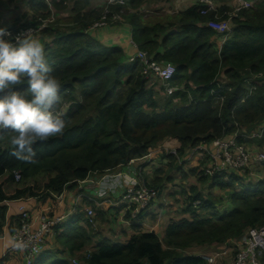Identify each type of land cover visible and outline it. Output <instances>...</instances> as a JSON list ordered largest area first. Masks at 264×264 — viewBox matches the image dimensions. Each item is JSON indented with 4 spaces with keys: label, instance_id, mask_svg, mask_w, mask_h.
Returning a JSON list of instances; mask_svg holds the SVG:
<instances>
[{
    "label": "trees",
    "instance_id": "16d2710c",
    "mask_svg": "<svg viewBox=\"0 0 264 264\" xmlns=\"http://www.w3.org/2000/svg\"><path fill=\"white\" fill-rule=\"evenodd\" d=\"M15 1L8 0V4ZM160 1L167 0H129L136 12L126 20L140 49L154 60L175 65L169 81L174 91L169 95L161 82L151 83L141 75L138 61L126 63L120 47L104 46L86 33L100 16L90 0H52L54 14L37 0L24 2L29 13L23 15L9 9L0 12L5 22L0 27L7 25L10 30L47 23L38 34L51 74L60 82L61 100L54 115L66 122L62 134L35 143L37 162L33 164L10 155L11 136L6 132L0 139V177L13 182L15 170L25 181L44 174L47 194H60L87 177L143 158L162 142H169L174 151L166 155L165 169L157 170L164 176H155L149 184L147 177L143 179L159 194L164 189L161 182L173 183L178 178L190 219L170 221L163 241L155 233L132 226L136 232L126 242L101 240L82 264H164L170 258L171 264H206L199 256H184L175 250L222 244L264 225V180L237 190L234 185L241 180L237 175L215 171L208 176L203 161L185 169L183 159L188 149L212 145L218 138L227 140L237 128L264 120V0L231 19V30L219 51L211 41L215 33L204 26L212 14L200 16L198 6L192 5L178 11L166 25L155 15L144 18L139 9ZM59 12L69 15L60 17ZM169 27L176 29L165 34ZM156 47L164 52L153 54ZM26 87L16 86L20 91ZM240 140L237 138L238 143ZM209 159L207 156L208 163ZM190 176L196 184L185 188L183 183ZM214 189L232 190L229 211L219 209ZM37 195L28 185L7 195L0 183V231L7 211L5 202ZM64 225L54 229L57 242L69 244L83 236L78 220L60 231ZM83 244H75L74 250ZM42 253L33 264H69ZM259 259L264 264V252Z\"/></svg>",
    "mask_w": 264,
    "mask_h": 264
},
{
    "label": "crops",
    "instance_id": "0c3cea01",
    "mask_svg": "<svg viewBox=\"0 0 264 264\" xmlns=\"http://www.w3.org/2000/svg\"><path fill=\"white\" fill-rule=\"evenodd\" d=\"M214 1L221 12L228 9L231 10L235 4V0ZM248 1L251 3V6H253L252 4L259 2L260 0ZM90 5L93 8L92 0H90ZM192 5H194L192 0L160 1L152 4V7L154 8L144 14V18H151L155 15L156 20L166 25L171 22V18L176 15L178 11ZM59 14L60 17H66L69 15L68 12H59ZM173 29V27H169L165 34L173 32L176 28ZM87 33L92 38L97 39L104 46L120 47L124 52L126 63H128V58L132 57L136 51L140 49L139 44L132 37L131 27L128 23H115L107 25L106 27L90 28L87 30ZM162 37L163 36H161L158 41H160ZM211 41L214 44L215 49L219 51L225 42V38L215 34L212 36ZM158 47L153 50V54H162L164 52L162 47ZM249 78L252 77L250 76ZM263 124L264 120L249 122L245 124V126L237 128L229 136V138H240V143L244 145L252 156L249 164V171H251L250 175L248 172L244 177H240L236 171H230L231 174H235L241 179L240 182H236L234 185V188L237 190H239L242 185H253L258 181L264 180V167L257 163L255 159L258 154H264V136L260 138L254 136L257 129L260 130L263 127ZM159 146L171 148L172 145L169 142H162L160 145L158 144L155 149L150 151V156L148 154L145 158L131 160L129 163L119 166L102 175L94 174L90 176L92 181L83 185L81 188L76 185L75 187L64 189L57 195L51 193L47 194L44 190L43 186L46 180L39 184L36 182L38 175L32 177L23 185L33 187V191L38 195L6 202V219L9 220L11 217L16 216L18 208L24 206L25 210L30 213L45 210L51 216L63 215L65 225L63 224L64 227L60 231L67 229L70 222L78 220V226L81 227L83 236L75 237L76 240L69 244H67L68 242L61 244L56 241V236L51 233V235L47 237L43 249V253H48V255L52 256L54 260H65L69 264H71V260H75L77 264H82V259H85V255H88L93 250L95 244L101 240L121 243L126 242L128 238L136 232L132 226H140V231L155 233L159 240L163 241L164 232L170 221H179L184 218L190 219L189 214L185 211L186 198L183 194H180L181 182L178 181V178H176L173 183L165 181L161 182V184L163 183L162 185L164 189H162L156 197L161 198L160 202L155 199L139 220H130L124 210L123 204L119 200L121 191L127 186V176H136L138 173H141L144 179H146V177L148 178L146 182L149 184L151 180L156 178V175L150 174L151 170H149L147 175H143L145 166L149 165V167H151V165L154 164L152 162L157 158L158 160H162L159 164H165L164 166H166L168 163L166 155L168 153H158ZM199 146H203L204 150L197 149ZM215 152L216 148L209 144H200L194 149H188V152L183 157L186 162L185 169L198 167L201 161L204 162L203 166L206 167L208 165L207 156H209V153L213 154ZM162 175L164 176V174ZM191 179H194V177L190 176L189 181ZM164 183L170 184V187ZM188 185V182L183 183L185 188H187ZM22 186H13L14 188L12 187V189H6L3 187V191L7 195L12 194L16 188ZM164 192H166V195L163 194ZM231 192V189L213 190V196L219 199L220 210H230L231 206L228 196ZM164 197L173 199L174 202L167 203ZM177 204H180L179 208L177 207ZM89 209L93 211L91 217L87 216V210ZM116 216H119L121 225L125 226L122 227L121 230L116 231L117 233L108 232L104 222H102V225L98 226V217L102 218L103 221H106L108 218ZM10 227L14 226L9 225V229ZM240 238L241 236L228 239L222 244L197 245L182 251L178 249L175 250V252L184 256H199L202 259L203 257H214L213 264H232V258L237 250ZM81 242H84L82 248L80 250H74L75 244H80ZM10 244L11 237L7 235L3 240H0V249L3 246H9ZM0 264H23L22 255L18 252L10 253L7 255L6 260L0 262ZM164 264H171V258L166 260Z\"/></svg>",
    "mask_w": 264,
    "mask_h": 264
},
{
    "label": "built area",
    "instance_id": "2783aa9c",
    "mask_svg": "<svg viewBox=\"0 0 264 264\" xmlns=\"http://www.w3.org/2000/svg\"><path fill=\"white\" fill-rule=\"evenodd\" d=\"M51 6V0H37ZM194 5L198 6L200 16L212 14V18L205 21L204 25L219 35H225L231 30V19L237 17L242 10L249 9L251 3L248 0H235V4L229 11H220L214 0H192ZM101 15L94 22L91 28L105 27L108 24L124 23L123 15L128 7V0H102ZM225 17V18H223ZM32 29V34L36 31L33 28L18 29L17 34ZM137 60L140 64L141 75L150 81L158 79L164 86L166 94H171L174 87L169 86L167 81L175 73V67L171 63H158L154 61L146 52L137 50L136 53L128 58V61ZM264 135L263 127L255 132L254 136L260 138ZM212 146L216 148L215 153H209V163L204 168V174L211 176L215 171H236L243 175L249 167L251 155L241 143H238L235 137L227 140L215 139ZM197 149L204 150L203 146ZM151 154H149L150 156ZM257 162L264 164V154H258ZM15 181H20V171L14 172ZM127 186L119 195L120 202L131 220H136L142 215L156 199L158 193L155 189L146 185L143 177L127 176ZM91 182L86 179L79 183V188L85 182ZM92 210H87V215L91 216ZM64 216H51L45 210L30 213L22 206L18 209V214L14 220H5L3 233L0 240L7 235L11 237V244L3 246L0 249V262L8 254L18 252L22 255L23 264H33L38 256L43 252L45 240L52 233L53 229L63 223ZM13 225L14 227H10ZM15 243L23 245L22 248H16ZM264 252V225L253 227L241 236L237 250L232 258V264H261L259 253ZM207 264L214 263V257H203ZM72 264H77L71 260Z\"/></svg>",
    "mask_w": 264,
    "mask_h": 264
},
{
    "label": "clouds",
    "instance_id": "9594fccd",
    "mask_svg": "<svg viewBox=\"0 0 264 264\" xmlns=\"http://www.w3.org/2000/svg\"><path fill=\"white\" fill-rule=\"evenodd\" d=\"M28 1L29 0H24V2H28ZM99 2L100 4L95 8H98L100 10V15H101L102 9L100 6L102 4V0H100ZM152 8H154L152 7V5L151 7L144 6L140 8L139 11L146 14ZM48 9L52 14H54L55 11L53 8L48 7ZM135 12L136 10L130 7L128 0V7L123 15L124 23H128L126 20V16L128 14ZM46 24L47 23L43 21L41 22L40 25L37 26H26V27L18 28V29L33 28L35 30H38L34 34H32L33 31L32 29L17 34L18 29L10 30L9 26L7 25L0 27V139H3V136L6 132L12 133L10 138V144L12 145L13 150L10 152V155L13 156L15 159H17L18 161L26 164H33L37 162L36 160L37 153L34 149V145L36 142L47 141L51 137L60 135L63 133L66 127V122L62 118L54 115V109L57 107V105L60 103L61 100L59 94L60 82L55 76L51 74L52 68L49 66L46 60L45 49L43 43L40 40V35L38 34L42 29H44L47 26ZM36 38H39V40ZM138 50L146 52L153 59L152 55L147 51L142 49H138ZM133 61H137V60H133ZM157 62L173 64L172 62L169 61H157ZM155 81H159V80L153 79L151 80V83ZM169 81H167L168 84ZM21 85H27L24 91L17 90L16 86H21ZM171 149L172 148H168L167 153L174 152L171 151ZM148 154H150V152ZM147 155H145L143 158H145ZM259 164L264 167V164L262 163ZM15 171H19V170H15ZM15 171H13L12 174H13V183L16 184L23 181V177L21 174L20 181L16 182L14 179ZM248 172H249V167L246 169V173H244L243 175H239V174L238 175L240 177H244ZM139 174L142 176L141 173H138L137 175ZM90 178L91 177H87L86 179L92 181V179ZM86 179L78 181L76 185L79 186V183L85 181ZM87 183H89V181L82 184V186ZM22 187H24V185ZM22 207L24 208V206ZM16 216L11 217L10 219L14 220ZM5 220H6V214L4 217V223ZM4 223L1 226L0 236L3 233L2 229L4 227ZM63 224L64 221L59 226ZM54 229L52 231V234H54ZM14 246L16 248L23 247V245L19 243H15ZM261 253H259V255H261ZM6 257L4 258L5 260ZM4 259L1 260V262H3Z\"/></svg>",
    "mask_w": 264,
    "mask_h": 264
},
{
    "label": "rangeland",
    "instance_id": "374dc122",
    "mask_svg": "<svg viewBox=\"0 0 264 264\" xmlns=\"http://www.w3.org/2000/svg\"><path fill=\"white\" fill-rule=\"evenodd\" d=\"M0 1H1L0 2V12H2V13H4L8 9L9 10H13V11H18L19 13H21V15H23L25 13H29V7L26 5V3H24V0H16L14 3H12V5L8 4V0H0ZM96 1H98V0H92V6H93V8H95L96 6H98L100 4L99 1L98 2H96ZM95 3H96V5H95ZM16 5H17V7H16ZM7 6H9L10 8L7 7ZM51 6L53 8V5H51ZM57 14H59V13H57ZM0 23H5L2 18H0ZM13 23L14 22L9 23V25H12ZM36 39L39 40V38H36ZM162 98H163V96H162ZM258 131L259 130L257 129L256 132H258ZM11 135H12V133H10V132H8L6 134V136H11ZM167 151H168V147H161V146H159V148H158V153H167ZM171 151H173V150L171 149ZM157 160H158V158L155 159V161L152 162L154 164H152L151 167H149V165L145 166V168L143 170V175H147L149 173V170H151V173L150 174H155L156 176H161V172L160 173H157V169H165V166H164L165 164H159V162L162 161V160L161 159L158 160V161ZM250 172L251 171H249V175H250ZM6 177L7 176H3V177L0 178V183L6 189L7 188H11L12 189L13 186L15 187L17 185L22 186L26 182V181L23 180V181L15 184L13 182L7 181L6 180ZM36 179H37L36 182L39 183V184L42 183L44 180H47V178L45 177V175H38ZM168 183H164V184L167 185L168 187H170V184H168ZM188 183L189 184L190 183H196L195 178L194 179H191L190 181H188ZM163 194L166 195V192H164ZM156 199L158 200V202H160V199L161 198H156ZM164 199H165V201L167 203H173L174 202L173 199H169L167 197H164ZM179 206H180V204H177V207L178 208H179ZM173 213H175V212H173ZM97 222L99 224L98 226L102 225V222H104L106 224V230L108 232H112V233H117L116 231H119V230L122 229V227H125V226H122L121 225V222L119 221V216L112 217V218H108V220H106V221H103L102 218L98 217ZM126 228H129V227H126Z\"/></svg>",
    "mask_w": 264,
    "mask_h": 264
}]
</instances>
